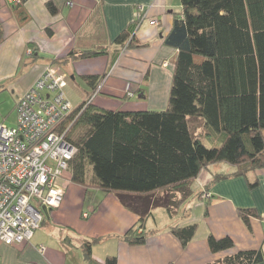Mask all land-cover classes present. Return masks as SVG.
I'll return each instance as SVG.
<instances>
[{"label":"crops","instance_id":"crops-1","mask_svg":"<svg viewBox=\"0 0 264 264\" xmlns=\"http://www.w3.org/2000/svg\"><path fill=\"white\" fill-rule=\"evenodd\" d=\"M48 1L55 13L49 11ZM16 4L0 0V101L12 100V126L19 98L52 62L67 75L66 87L70 83L78 92L80 102L74 103L65 91L74 107L91 98L99 109L169 108L176 49L163 39L174 14L181 11L180 0H23ZM121 34L128 36L123 42L117 41ZM84 76H99L98 83L91 87ZM234 170L224 162L203 168L191 183L193 194L175 214L155 208L166 217L159 224L152 210L143 227L142 245H130L123 238L136 224L137 214L123 207L113 193L65 176L60 206L46 212L27 242H0V264H104L109 256L116 258V264H215L240 250L264 253V168L211 182L214 174ZM241 208L257 214L250 217V228L238 215ZM189 224H196V230L183 245L169 227ZM209 236L230 237L233 246L212 252ZM96 239L87 255L85 243Z\"/></svg>","mask_w":264,"mask_h":264},{"label":"trees","instance_id":"trees-1","mask_svg":"<svg viewBox=\"0 0 264 264\" xmlns=\"http://www.w3.org/2000/svg\"><path fill=\"white\" fill-rule=\"evenodd\" d=\"M180 3L181 11L174 14L163 39L176 49L169 108L108 110L84 101L62 123L65 137L77 148L68 165L69 181L113 193L138 215L123 235L130 245L145 243L143 227L153 209L164 208L170 216L176 213L193 194L191 183L206 166L224 162L235 168L229 174H214L212 183L264 168V0ZM47 7L56 12L51 1ZM127 38L121 34L117 41ZM84 79L95 87L99 76ZM197 116L219 146L208 148L191 133L188 118ZM238 215L248 228L250 217L257 216L251 208L239 209ZM195 230L196 224L169 227L183 245ZM96 241L85 243L87 255ZM208 245L218 252L233 242L227 236H209ZM262 261V250L249 249L215 264ZM104 264H116V258L109 256Z\"/></svg>","mask_w":264,"mask_h":264},{"label":"built area","instance_id":"built-area-1","mask_svg":"<svg viewBox=\"0 0 264 264\" xmlns=\"http://www.w3.org/2000/svg\"><path fill=\"white\" fill-rule=\"evenodd\" d=\"M66 85L67 75L47 65L19 98L15 125L0 123V242H27L44 219L42 209L63 201L69 161L77 151L62 126L75 109Z\"/></svg>","mask_w":264,"mask_h":264},{"label":"rangeland","instance_id":"rangeland-1","mask_svg":"<svg viewBox=\"0 0 264 264\" xmlns=\"http://www.w3.org/2000/svg\"><path fill=\"white\" fill-rule=\"evenodd\" d=\"M68 80V77H67ZM69 83V82H68ZM65 91L67 92L68 96L74 103H79L80 101L77 100V94L78 92L73 89L70 85L65 88ZM135 97L134 99H136ZM12 109V100L9 97H3V99L0 101V123L5 124L6 126H12L13 125V120L15 117V113L11 111ZM11 111V112H10ZM9 113L10 116H7ZM189 127L191 130V133L194 135H197L198 138L200 139L201 143L206 146V147H213V146H219L220 142H217L216 139H209V135H207V130L204 125V121L202 117H194L189 119ZM90 173H92L90 169ZM69 173H66V176H68ZM94 179V178H93ZM90 180H92V176L90 177ZM93 181V180H92ZM155 221L156 223H161L163 221L164 215L161 217V213L163 211L161 209H155Z\"/></svg>","mask_w":264,"mask_h":264},{"label":"water","instance_id":"water-1","mask_svg":"<svg viewBox=\"0 0 264 264\" xmlns=\"http://www.w3.org/2000/svg\"><path fill=\"white\" fill-rule=\"evenodd\" d=\"M42 211H43V213H45V214H46V212H47V209L43 208V209H42Z\"/></svg>","mask_w":264,"mask_h":264}]
</instances>
